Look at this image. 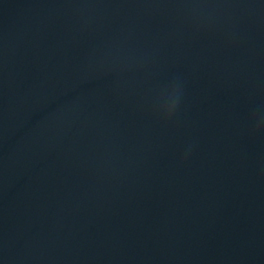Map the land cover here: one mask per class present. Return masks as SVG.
Masks as SVG:
<instances>
[{
	"label": "water",
	"instance_id": "water-1",
	"mask_svg": "<svg viewBox=\"0 0 264 264\" xmlns=\"http://www.w3.org/2000/svg\"><path fill=\"white\" fill-rule=\"evenodd\" d=\"M0 202L38 264H264V0H0Z\"/></svg>",
	"mask_w": 264,
	"mask_h": 264
},
{
	"label": "clouds",
	"instance_id": "clouds-1",
	"mask_svg": "<svg viewBox=\"0 0 264 264\" xmlns=\"http://www.w3.org/2000/svg\"><path fill=\"white\" fill-rule=\"evenodd\" d=\"M167 111L170 113L171 109H168ZM258 126H259V125H257V127H258Z\"/></svg>",
	"mask_w": 264,
	"mask_h": 264
}]
</instances>
